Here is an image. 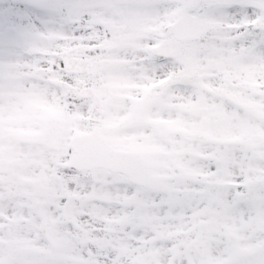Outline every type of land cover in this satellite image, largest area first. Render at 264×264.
I'll return each mask as SVG.
<instances>
[{
  "label": "snow or ice",
  "instance_id": "1",
  "mask_svg": "<svg viewBox=\"0 0 264 264\" xmlns=\"http://www.w3.org/2000/svg\"><path fill=\"white\" fill-rule=\"evenodd\" d=\"M0 264H264V0H0Z\"/></svg>",
  "mask_w": 264,
  "mask_h": 264
}]
</instances>
